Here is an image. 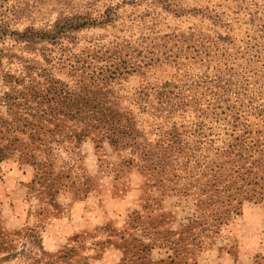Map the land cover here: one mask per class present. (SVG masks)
<instances>
[{
	"label": "rangeland",
	"instance_id": "rangeland-1",
	"mask_svg": "<svg viewBox=\"0 0 264 264\" xmlns=\"http://www.w3.org/2000/svg\"><path fill=\"white\" fill-rule=\"evenodd\" d=\"M58 1L0 0V264H264V0ZM64 3L113 22L44 60L16 41ZM42 70L81 95L25 104Z\"/></svg>",
	"mask_w": 264,
	"mask_h": 264
},
{
	"label": "trees",
	"instance_id": "trees-1",
	"mask_svg": "<svg viewBox=\"0 0 264 264\" xmlns=\"http://www.w3.org/2000/svg\"><path fill=\"white\" fill-rule=\"evenodd\" d=\"M51 2L56 3V4L59 3L58 0H51ZM39 3L42 4L40 1L38 2V4ZM68 5L69 4H65V9L62 8L59 10L57 18L55 19L54 23L49 26V28H46V27L39 28V27H35L33 24L34 21H32L31 15L35 11L39 12L40 9L37 8L38 5L36 4L35 5L33 4L21 5L20 10H18V13L24 18L30 19V21L32 22H30L27 26H25L22 31L14 32V34L17 37L16 41H18L19 43L25 44L29 50H33L35 49L36 46H39V51H41L40 55L42 59L44 60L47 57V55H49L50 53V50H49L50 46L60 47L64 40L71 38V36H74L83 30L103 28L104 26L105 27L109 26L113 22L112 18L107 14L103 16L101 15L95 18H89L88 16L83 14V11H84L83 9H86L84 6L81 5L79 8H77V5H74L70 8L74 10H67L66 8L68 7ZM27 15H30V16H27ZM1 30L5 32L7 31V24L5 22L0 23V31ZM2 53L3 51L0 49V55ZM122 54L123 53L121 52V50H118L114 54L113 58L116 59L118 56ZM34 64H36V62ZM30 68H33V66L31 65ZM134 71L135 70H133V66L130 65L129 62L127 61H126V64L122 66L121 68H116L113 71H108V72L101 71L99 74V76L101 75L100 78L103 77L102 79L103 82L101 83V86L93 85L95 84L96 79L92 76H89L88 74H84V72H81L80 77L85 79V81L88 82L87 86L83 84L84 87L85 88H88L89 86L91 87L87 89L85 92H83V95L87 99H91V100L96 99L97 101L101 99V97L99 96L98 98H96V96L98 95L103 96V95L110 94V90L107 89V86H110L112 81H116L119 78L124 79L126 76H129L130 73ZM102 72L105 73V75H102ZM27 73L30 74L31 71L29 70ZM99 76L97 77L99 78ZM38 77H40L41 80L34 81L31 79V77L28 78L27 80L28 82L35 83L36 90L33 91L34 94L30 93L29 97H26V96H24V98L22 97V99H24L23 102L25 104H29L30 102L34 100L46 97L47 94L49 93H53L54 95L63 94V95L76 96V97H79L82 93V92H79V94H74L68 90L69 87L67 85H63L57 80H52V79L47 80V78H50L51 76L49 75V72L46 70L40 71V74H38ZM22 81H24V79H22ZM81 81H84V80H81ZM232 85H235V83L233 81L227 80L223 84V86H221L220 88L225 93H228L231 90ZM172 88H175V86H172ZM83 89L84 88H82V91ZM42 91H44L45 93L42 94ZM170 93L171 92L169 90V92L166 94H170ZM7 95H11V94H7ZM164 98H165V101H167V103H169L173 99V98L166 97L165 94H164ZM17 99H18L17 97L8 98L7 104H6L8 106V109L14 106L15 100ZM257 111H258L257 108L254 107L253 113H256ZM233 122L236 123L234 125V128L237 125L240 126L239 131L244 130L247 127V125L244 124L245 122H242L239 119V116H235L233 118ZM240 136L241 134L239 132V134L235 138H233L232 143L231 142L227 143L228 152L230 154H234L235 152L237 158H240V156L242 155V152H241L242 144L240 143L241 140L238 141ZM262 178L264 179V176H262ZM259 195H260L259 200L264 204V191L259 193Z\"/></svg>",
	"mask_w": 264,
	"mask_h": 264
}]
</instances>
